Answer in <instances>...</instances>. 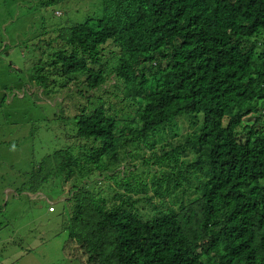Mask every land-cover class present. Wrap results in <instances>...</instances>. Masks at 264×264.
Segmentation results:
<instances>
[{
  "label": "trees",
  "instance_id": "16d2710c",
  "mask_svg": "<svg viewBox=\"0 0 264 264\" xmlns=\"http://www.w3.org/2000/svg\"><path fill=\"white\" fill-rule=\"evenodd\" d=\"M97 9L61 27L26 79L45 90L59 76L70 92L76 73L89 89L114 76L109 87L134 117L119 122L87 100L73 121L79 145L46 154L25 188L81 182L64 199L63 226L83 264H264V0H98ZM180 118L192 130L154 160L168 168L149 187L114 171L137 140L151 147L156 131L177 134ZM98 175L122 191L104 196Z\"/></svg>",
  "mask_w": 264,
  "mask_h": 264
},
{
  "label": "rangeland",
  "instance_id": "374dc122",
  "mask_svg": "<svg viewBox=\"0 0 264 264\" xmlns=\"http://www.w3.org/2000/svg\"><path fill=\"white\" fill-rule=\"evenodd\" d=\"M97 8L98 0H63L48 6L39 5L38 0H0V264H83L85 259L68 239L63 226L68 217L64 199L71 184L81 182L74 178L49 179L36 192L19 189L46 154L57 146L79 145L71 120L75 122L74 116L83 104L87 105V100L103 101V107L114 111L119 122L123 121V115L128 116V122L134 117L135 106L129 101H118L120 91L109 87L116 82L114 76H107L102 87L89 89L84 86L83 76L76 73L75 82H70L75 85H69L70 92L66 79L62 81L59 76H51L57 87L51 83L45 90L26 79L32 73L30 68L37 65L34 55L51 53L60 43L52 39L60 28L96 17ZM106 48L110 46L105 47L104 57H108ZM107 61L110 65L113 60ZM28 65L30 68L26 69ZM17 66L19 71L15 70ZM108 67L101 65L105 72ZM66 93L67 104L62 102ZM261 115L264 117V110ZM191 130L180 118L177 134L160 129L148 138L151 147L137 140L135 147H129L127 159L114 171H126L119 172L122 179L129 172L131 181H141L149 187L153 176L168 168L164 165L166 161L159 165L154 160L183 143ZM192 157L188 152L178 158ZM97 178L95 185L104 196L112 187L122 191L112 179L100 175Z\"/></svg>",
  "mask_w": 264,
  "mask_h": 264
},
{
  "label": "clouds",
  "instance_id": "9594fccd",
  "mask_svg": "<svg viewBox=\"0 0 264 264\" xmlns=\"http://www.w3.org/2000/svg\"><path fill=\"white\" fill-rule=\"evenodd\" d=\"M71 122H72V125H73V121L71 120ZM73 128H74V126H73ZM26 184V185H25ZM22 186H24V189H22V188H20L19 189V192H22V191H28L25 187L27 186V182H25V183H23L22 185H21V187ZM28 192H31V191H28ZM52 209V207H50V209L49 210H51Z\"/></svg>",
  "mask_w": 264,
  "mask_h": 264
}]
</instances>
